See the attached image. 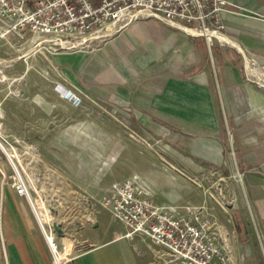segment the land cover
I'll list each match as a JSON object with an SVG mask.
<instances>
[{
	"label": "rangeland",
	"instance_id": "obj_1",
	"mask_svg": "<svg viewBox=\"0 0 264 264\" xmlns=\"http://www.w3.org/2000/svg\"><path fill=\"white\" fill-rule=\"evenodd\" d=\"M8 38L18 39L14 33ZM105 38L78 41L72 49L48 42L13 47L0 39V141L19 155L33 202L49 208L52 223L45 227L53 232L58 250L63 248L62 240L72 245L103 211H109L111 223L120 227L123 223L104 206L103 197L133 179L159 205L175 206L177 212L193 208L208 215L231 264H264V219L246 194L243 172L232 150L224 152L223 162L200 158L195 150L203 146L201 138L166 124L152 129L118 105L89 94H81V107L71 112L63 109L58 117L51 112L41 116L34 109L33 100L60 96L56 85L64 83L65 77L58 58L91 50ZM242 57L245 80L264 86V62ZM72 126L70 136L67 129ZM224 127L227 133L228 126ZM168 128L172 132L166 134ZM15 175L0 148V203L5 191H16ZM1 224L0 218L3 247ZM137 237L144 243L148 264H184L147 238Z\"/></svg>",
	"mask_w": 264,
	"mask_h": 264
},
{
	"label": "crops",
	"instance_id": "obj_2",
	"mask_svg": "<svg viewBox=\"0 0 264 264\" xmlns=\"http://www.w3.org/2000/svg\"><path fill=\"white\" fill-rule=\"evenodd\" d=\"M230 1L227 46L148 18L57 62L64 65L61 84L79 95L118 105L152 129L166 124L201 138L203 146L195 150L200 158L223 162L224 152L232 150L246 194L264 219V86L245 80L242 57L264 62V0ZM40 100L33 104L41 116L51 112L58 117L63 109L76 108L61 96ZM67 130L72 136L73 126ZM0 205V264H58L25 197L7 190ZM34 206L42 222L52 223L43 202ZM108 212L100 213L72 245L61 241L64 264H148L143 241L138 235L126 237V225L112 224Z\"/></svg>",
	"mask_w": 264,
	"mask_h": 264
},
{
	"label": "built area",
	"instance_id": "obj_3",
	"mask_svg": "<svg viewBox=\"0 0 264 264\" xmlns=\"http://www.w3.org/2000/svg\"><path fill=\"white\" fill-rule=\"evenodd\" d=\"M230 5V0H0V39L13 47L48 42L72 49L78 41L108 37L136 20L149 18L203 37L209 44L227 45L221 36H228L225 16ZM11 33L18 39L10 40ZM56 91L72 106L83 105V97L73 89L58 83ZM13 179L17 193L28 198L33 208L23 176ZM103 204L126 225V237H145L184 264H231L208 215L193 208L177 212L175 206L158 205L133 179L104 195ZM38 223L49 241L53 232ZM49 243L56 261L58 244L55 240Z\"/></svg>",
	"mask_w": 264,
	"mask_h": 264
},
{
	"label": "bare ground",
	"instance_id": "obj_4",
	"mask_svg": "<svg viewBox=\"0 0 264 264\" xmlns=\"http://www.w3.org/2000/svg\"><path fill=\"white\" fill-rule=\"evenodd\" d=\"M229 36H224L222 35L221 36V39L223 42H225V44H229L228 41H229ZM33 42V41H32ZM31 43V42H29ZM2 145V146H1ZM0 148L3 150V152L6 154H8V158H9V163L11 165V167L13 168L14 172L16 173L17 176H22L21 174V171H20V167H19V164L21 162V159L19 157L18 154H14V153H11L7 150V148L3 145V143L0 141ZM34 204V203H33ZM37 210V209H36ZM38 212V211H37ZM38 214V213H36ZM38 216V215H37ZM39 218V217H38ZM40 220V218H39ZM41 221V220H40ZM42 222V221H41ZM43 225H45L46 223L42 222ZM53 240V238L51 237V235H49V241ZM53 250L55 251V246L53 245ZM55 254H56V262L58 264H64V262L62 261L61 259V256L59 255V252L57 250V252L55 251Z\"/></svg>",
	"mask_w": 264,
	"mask_h": 264
},
{
	"label": "water",
	"instance_id": "obj_5",
	"mask_svg": "<svg viewBox=\"0 0 264 264\" xmlns=\"http://www.w3.org/2000/svg\"><path fill=\"white\" fill-rule=\"evenodd\" d=\"M33 210H34V212H35V215H36L37 219L39 220V218H38V216H37V214H36L35 206H33ZM39 221H40V220H39ZM40 222H41V221H40Z\"/></svg>",
	"mask_w": 264,
	"mask_h": 264
}]
</instances>
